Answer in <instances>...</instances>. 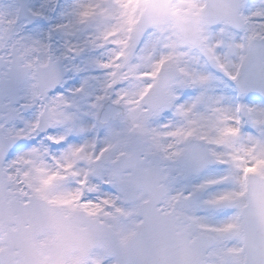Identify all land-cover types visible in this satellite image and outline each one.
Returning a JSON list of instances; mask_svg holds the SVG:
<instances>
[{"label": "snow or ice", "instance_id": "6c2138e0", "mask_svg": "<svg viewBox=\"0 0 264 264\" xmlns=\"http://www.w3.org/2000/svg\"><path fill=\"white\" fill-rule=\"evenodd\" d=\"M0 264H264V0H0Z\"/></svg>", "mask_w": 264, "mask_h": 264}]
</instances>
